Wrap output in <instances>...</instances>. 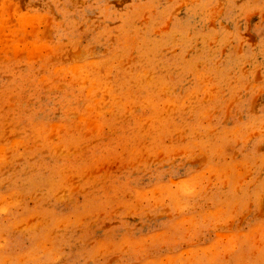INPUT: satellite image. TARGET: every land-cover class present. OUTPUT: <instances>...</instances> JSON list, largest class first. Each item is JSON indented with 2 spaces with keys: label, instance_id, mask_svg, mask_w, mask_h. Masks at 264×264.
Returning a JSON list of instances; mask_svg holds the SVG:
<instances>
[{
  "label": "clouds",
  "instance_id": "9594fccd",
  "mask_svg": "<svg viewBox=\"0 0 264 264\" xmlns=\"http://www.w3.org/2000/svg\"><path fill=\"white\" fill-rule=\"evenodd\" d=\"M0 264H264V0H0Z\"/></svg>",
  "mask_w": 264,
  "mask_h": 264
},
{
  "label": "rangeland",
  "instance_id": "374dc122",
  "mask_svg": "<svg viewBox=\"0 0 264 264\" xmlns=\"http://www.w3.org/2000/svg\"><path fill=\"white\" fill-rule=\"evenodd\" d=\"M257 23H259V17L258 16L254 17L252 19V27L254 28ZM250 42L253 44H256L259 42V37L256 36L254 32L251 33V35H250Z\"/></svg>",
  "mask_w": 264,
  "mask_h": 264
}]
</instances>
